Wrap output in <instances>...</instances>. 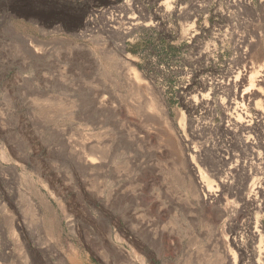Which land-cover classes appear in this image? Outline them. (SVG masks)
I'll return each instance as SVG.
<instances>
[{"label":"rangeland","instance_id":"1","mask_svg":"<svg viewBox=\"0 0 264 264\" xmlns=\"http://www.w3.org/2000/svg\"><path fill=\"white\" fill-rule=\"evenodd\" d=\"M244 67L263 78L264 0H0V156L11 159L0 172L11 173L7 208L19 227L16 241L0 206V264H26L35 239L64 259L49 264H129L126 253L145 264L239 260L231 240L248 247L254 215L231 166L264 135L254 111H264V96L249 104L252 129L233 139L223 111L191 104L219 83L216 99L234 107L228 80ZM76 152L100 169L84 172ZM262 161H253L260 171ZM191 163L214 202L203 192L195 200ZM29 182L54 211L35 213L32 232ZM257 217L264 225V212ZM149 219L154 234L139 228Z\"/></svg>","mask_w":264,"mask_h":264},{"label":"bare ground","instance_id":"2","mask_svg":"<svg viewBox=\"0 0 264 264\" xmlns=\"http://www.w3.org/2000/svg\"><path fill=\"white\" fill-rule=\"evenodd\" d=\"M246 4L250 5L249 2H246ZM241 48H243V47H241ZM39 50H40V48H39ZM239 50L242 53V55L247 54V53H245V51L247 50V47H245L243 50H241L239 48ZM247 52H249V51H247ZM243 58L246 59L245 56H243ZM133 73H132L133 79L137 80L138 79L137 74L135 72H133ZM248 73H249L248 69H245V67H244L240 71H237L235 73V75L232 76V78L229 77L228 85H227V87H228L227 91H230L232 88L234 90V91H232V95H229V96L233 97L232 100H234V103H236V105H234V107H232V105H223L224 101L222 100V98H219L220 96L217 97L218 99H216V96H218L221 93L222 88H223V86H221V84H219V83L211 84L210 89H209V93H207L206 95L199 96L200 97L199 99L198 98H194L193 100L191 99L193 102L192 103L193 105L191 104V107L193 109L196 106H198V104H201L200 106H205V108H204L205 110H208L209 108L211 109V107H216L218 110L223 111L224 112L223 116H225V121L227 123V126H226L227 129H225V130H227L228 133L230 131V133L232 134L231 135L232 139L234 138L233 136L235 135V132L236 133L239 132V133L244 134V133H248L252 129L250 116L248 113V111H249V109H251L252 105H249V104H251V102L255 98H257L258 96H264V94L260 91V89H261L260 86H264V76H263V78H261L259 80H253L252 75H249ZM261 73H262V71H261ZM230 74H233V72ZM259 77H261V76H259ZM135 82H137V81H135ZM254 82H256V83H254ZM253 84L255 85L254 87H256V88H253ZM158 103L159 102L157 100H155L154 98H150L148 101L147 107L149 109L151 108V109L159 110L158 106H157ZM217 103H219L220 105H211V104H217ZM100 106L103 107L104 105H100ZM231 109L233 110V112L227 113V112L231 111ZM254 111L257 112L256 114H258L259 123L264 127V111H261V110L258 111L257 107L254 108ZM159 113H160V110H159ZM255 116H257V115H255ZM259 126L260 125H258L257 127H259ZM9 137H11V136H9ZM237 137L238 136H236V138ZM239 137H240V135H239ZM238 138H237V140H238ZM256 140L257 141H255V142L254 141L253 142L247 141L248 147L247 146L246 147L249 148L251 151V155H250L251 157L249 159V160H251L250 163H248L249 160L246 158V161H236L235 165L231 166L232 173L235 176L241 175L242 177L241 176L240 177L243 179V180L239 181L240 182L239 185L237 184L238 186L236 188V192H237L236 195L239 194L242 205L244 206V208H248V210L253 212V215H254V217H251L248 219L247 225L245 224L247 227V229L245 231V236L247 237V240L249 242L248 247H246L241 242L240 238H237L238 237L237 234H234L232 237V240H231L232 245L235 249V252H237V254L239 256L238 257L239 260L235 259L233 261V264H242L241 260L244 256L248 259V264H264V246H263L264 245L263 244V241H264V225H262L259 222L258 217H257L258 214L264 212V178L261 176L262 171H264V158H263L264 157V135L259 136ZM251 141H252V139H251ZM236 142H238V141H236ZM243 144H244V142H243ZM87 146L88 145L83 143L80 146V149H82V151H83V149L87 148ZM88 148H90V147L88 146ZM91 148H92V146H91ZM256 151H258V152H256ZM193 152L195 153V150H193ZM89 154L91 155V153H89ZM90 155L82 157L81 155H79V153H77L74 156V159L77 161L76 164H79V166L82 168V170L84 172L85 171L91 172L92 170L93 171L98 170V168H99V166H96L93 168L91 167L93 165H96L98 162L95 161V159H93V157H90ZM219 155H220L219 157L221 159L222 158L221 153ZM231 155H233V154H231ZM239 159H240V157H239ZM231 160L232 159L230 157H227L224 159L223 162L227 165V164L231 163ZM254 160L255 161H262L263 160L261 162L262 163L261 164L262 165L261 171H260V168L255 167L254 162H253ZM0 161L11 162V159H7V158L5 159L3 156H0ZM0 169H1V166H0ZM211 169H212V167H211ZM12 170L15 171V168H12ZM188 170L193 177L192 192H193V196H194L195 200L201 201V199H199V193L200 192L201 193L203 192V197H204L203 203H207L208 201L209 202L211 201V203H212L215 200H217L218 195H216L214 193V191H212V188L209 187V185L208 186L205 185L203 178H202L203 172L201 171V169H199L194 163H191V165L188 167ZM214 171L216 172L215 174H217V175H218V172H220V171H218L217 168H215ZM5 174L3 172H0V187H1L0 190H1V193L3 195V198H1V200H0V206L3 209L4 213L8 216L7 218L9 219V222H8L9 226L8 227H9L10 234L15 238L16 241H18V237L15 234V231L18 230L19 227L17 225V221H16L13 213L11 212V210H9L7 208L10 204V199H11V196H10L11 189L8 187V184L10 182H9L7 176L11 175V173L6 174V175ZM240 177H238V178H240ZM245 180L247 181V184H245ZM223 182H225V181H223ZM220 184H221V182H220ZM29 185L32 188L33 197L31 199V203H29V201H27L28 203H27V208L25 210L26 212L24 213V211H23L22 213H24L23 214L24 220L26 219L25 217H29V221H31V223L29 224L25 220V222H26L25 224H26L27 229L30 230V232H32V226H33L32 223L35 221V213L37 214V212H39L40 214H44V212H46L48 215H54V211H53V207L51 206L47 197L45 195H43L41 193V191L34 186L33 183L29 182ZM224 185H226V184H224ZM2 202H4V203H2ZM14 203H17L20 205V201L18 199H14ZM29 205L31 207V209H29L30 213L28 212ZM149 209H151V208H149ZM237 212H239V210ZM247 216H249V215H247ZM144 220L139 221L140 222L139 228L141 229V231L143 233L144 232H147V233L150 232V233L154 234L155 229L154 230L152 229V225H153L152 222L153 221H150V219L146 220V221H144ZM107 239L110 240L109 237H107ZM115 239H117L116 235H115ZM50 240L55 242L54 238H50ZM35 241H36L35 243L38 246L36 244H34V245L37 248H35L33 246H31V247L28 246V249H29L28 257H29V259H28V261H26V264H49L50 263V257H53L59 263L64 262L63 257H61V255L59 254V251L56 250L55 247H54V249L50 245L49 246L46 245L44 247L43 244L39 243L38 239H35ZM105 242L103 241V243H105ZM106 243H108V242H106ZM58 245L61 248V245L59 242H58ZM112 246L114 247V244H112ZM115 248L118 249L119 254H118L117 258H119L121 262L125 261V257H126V260L128 259L129 264H133L135 262V259L140 261L141 264H145L143 260H141L140 258L137 259L135 257V255L134 256L132 254L127 255V253H126V256H125L123 253L124 251L122 252L121 250H119V247H116V245H115ZM112 249H114V248H112ZM20 250H21V254H22V248H20ZM102 250L105 251L106 249H102ZM104 255H106V254L104 253ZM116 256L117 255H115V257ZM108 259H109V257H108ZM105 264H107V263H105Z\"/></svg>","mask_w":264,"mask_h":264}]
</instances>
